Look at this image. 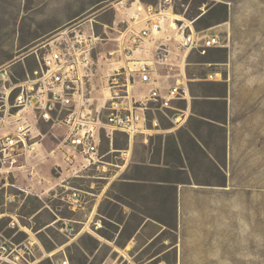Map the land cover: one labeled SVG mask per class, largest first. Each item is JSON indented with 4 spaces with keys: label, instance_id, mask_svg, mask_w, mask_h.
Wrapping results in <instances>:
<instances>
[{
    "label": "rangeland",
    "instance_id": "374dc122",
    "mask_svg": "<svg viewBox=\"0 0 264 264\" xmlns=\"http://www.w3.org/2000/svg\"><path fill=\"white\" fill-rule=\"evenodd\" d=\"M80 1L87 3L95 0H0V67L16 61L13 69L17 73H23L25 65L32 69L36 64L34 55H25L49 34L31 44L27 43L55 25L60 20L62 12L73 9L75 7L73 4H81ZM134 2L136 0H126L115 8L99 5L93 15H84L63 26L78 25V28L89 29L93 25L96 34L100 36L92 52L87 89L91 96L100 98L101 102L108 94L109 76L115 68L122 65L119 61L123 59L117 51L113 58L108 52L119 48L117 38L121 35V30L134 24L133 15L138 13ZM219 2H226L227 9L218 7ZM212 6H214L212 15L206 16L195 27L198 30L210 28L205 32L218 33L224 45L209 48L206 52L194 49L189 52L184 62L183 55L186 50L184 47L181 48V27L190 20H196L198 15ZM163 10L172 11L178 17L167 19V30L146 40L144 44L146 46L142 45L140 49L147 47L148 52L139 50L135 54L136 59L148 58L150 55H165L168 62H174V67L171 69L170 63L158 65L157 79L160 84L173 85L184 70L193 97L192 103L199 105L230 103L234 125L239 113L243 111L255 113L251 115L252 125L260 130L261 146H264V0H171L163 5ZM87 17H91L92 23L85 22ZM173 22L176 28L171 26ZM210 23L213 25L206 27ZM140 26L142 23H138V28ZM168 35L172 37L171 40H168ZM169 74L171 76H168ZM136 89L145 88L139 85ZM214 94L226 96L214 101L210 97ZM186 102L187 100H173V104L177 106H183ZM165 112L172 116L171 110L162 109L158 102H151L148 126H156L154 119H159L162 125L163 122H168ZM205 113L222 115V112L217 110H208ZM253 118L256 120L253 121ZM113 149L114 151L109 152L111 146L105 142L101 162L81 170L78 176L68 178L67 170L61 168L57 170L54 167L56 162L61 161L60 156L50 158L41 165L40 175L46 180L41 185L22 176L12 175V182L25 187L33 184L35 188L26 195L25 192L11 187L9 191L16 196L15 200L9 201L7 205L4 204V194L0 193V221L3 225L0 232L8 236L11 214L18 218L22 226V229H19L18 225L15 227L18 231L12 235L13 239L22 236L21 232L29 234L28 230L35 232L39 229L36 235L40 242L35 247L36 260H39V264H52L47 255L52 252L54 258L63 257L66 253L71 264H140V260L149 259L156 252L172 244L178 236L181 238L180 264H264L262 148L260 174L252 175V181L260 179V189L247 191L221 188L197 192L195 199L189 201L194 205L182 209L180 223L171 221L165 223L166 225L148 223L125 247L100 234L101 232L107 236L113 235L116 225L112 220L126 219V232L119 241L123 243L126 236L139 225L140 209L147 208L155 216L164 219L173 218L174 212L171 208L167 209L162 200H155L152 204L145 202L147 207L143 208L140 207L143 204L132 203L130 198L124 196L122 186H116L113 182L119 165L126 167L130 162L128 156L121 153V150L126 153L130 149L128 136L123 133L117 134ZM235 177L237 179L239 176ZM63 178H67L65 183H61ZM49 180L51 183H48ZM55 183L58 184L56 190L53 189L50 193H57V197L44 191L46 187ZM61 184L71 186L69 191L75 190L80 194L81 207L71 209L68 206L62 199L67 192ZM35 192H38L40 197L34 194ZM36 205L41 207L40 211L35 214L36 216L31 215L30 212ZM58 218L71 219L76 228L75 234L71 236L63 234L59 230L63 221ZM122 226L123 223L120 228ZM160 228L163 230L161 235L133 256L132 254L148 242L147 237L154 235ZM40 239L48 248L53 249L48 250ZM96 239L100 242L99 247L93 250ZM164 256L167 264L175 257L173 251ZM0 264L10 263L0 260ZM147 264L157 262L151 261Z\"/></svg>",
    "mask_w": 264,
    "mask_h": 264
},
{
    "label": "built area",
    "instance_id": "2783aa9c",
    "mask_svg": "<svg viewBox=\"0 0 264 264\" xmlns=\"http://www.w3.org/2000/svg\"><path fill=\"white\" fill-rule=\"evenodd\" d=\"M170 1L160 0L158 4L141 2L144 11L134 14V24L121 30L117 38L119 48L109 51L108 55L113 58L117 51L126 63L115 68L109 76L108 94L103 102L91 96L87 89L92 52L100 39L93 25L89 29L72 25L51 32L25 55H34L36 64L32 69L25 65L23 73H17L13 69L16 61L0 67V193L5 196V205L15 200L16 194L9 191L11 187L26 195L35 188L33 184L25 187L12 182V175L41 185L46 181L40 175L41 165L60 156L61 161L54 167L67 170L68 178L78 176L81 170L101 162L105 142L109 141V152H112L117 134H127L131 141L148 129L151 102H158L168 111L180 110L173 100H189L190 87L184 70L183 77L173 85L162 86L157 79L158 65L170 63L173 69L174 62H168L165 55H150L144 59L135 57L136 52L142 51L140 47L146 40L162 32L164 17L160 15L164 11L163 5ZM138 23H142L140 28ZM181 29V48L186 50L184 62L194 49L206 52L208 48L224 45L218 33L205 32L210 28L196 29L195 20L188 21ZM167 38L171 40L172 37L168 35ZM139 85L145 89L137 90ZM165 114L169 116L168 112ZM154 124L159 125L157 119ZM64 181L67 178L61 183ZM57 185L52 184L44 191L57 197V193H50ZM61 185L66 188L67 193L62 199L68 206L71 209L81 207L80 194L69 191L72 187L67 184ZM34 194L40 197L38 192ZM11 217L9 227L18 225L22 229L18 218L12 214ZM58 219L63 221L59 228L63 234H75L71 219ZM28 233L25 240L16 242L0 232V260L10 264H39L35 254L39 237L37 232L28 230ZM47 255L52 264H71L66 253L60 258H54V253ZM159 264L167 263L161 261Z\"/></svg>",
    "mask_w": 264,
    "mask_h": 264
},
{
    "label": "crops",
    "instance_id": "0c3cea01",
    "mask_svg": "<svg viewBox=\"0 0 264 264\" xmlns=\"http://www.w3.org/2000/svg\"><path fill=\"white\" fill-rule=\"evenodd\" d=\"M124 1L126 0H95L73 4L75 7L62 12L55 25L27 44L84 15H93L99 5L115 8ZM141 1L145 4H157L159 0ZM91 21V17L85 19V22L92 23ZM192 99L191 94L186 104L176 105L180 110L169 109L173 113L172 116H167L168 122H163L162 125L157 119L159 125L148 126L144 132L137 134L130 141V149L126 153L121 150L122 155L128 156L130 162L126 167L119 165L114 181L116 186H122L124 196L130 198L132 203L143 204L140 206L143 208L147 207L145 202L152 204L155 200H162L163 205L174 212V218L164 219L157 218L147 208L140 209L138 221L142 224L170 221L180 223L182 209L194 205L189 201L195 199L197 192L221 188L247 191L261 188L260 179L252 181V175L260 174L261 171V148L264 152L260 130L252 125L251 115L255 113H239L234 125L230 103L199 105L193 104ZM208 110L220 111L222 115L205 113ZM262 168L264 169V162ZM237 175L239 177L236 179ZM156 191L159 194L156 195ZM140 229L138 232L141 233ZM136 235L137 233L132 241ZM152 237L153 235L148 236V242L132 255L141 252ZM180 241L178 236L162 251H173L176 259L172 262H176L172 264H180ZM153 259L140 260V264H147Z\"/></svg>",
    "mask_w": 264,
    "mask_h": 264
},
{
    "label": "trees",
    "instance_id": "16d2710c",
    "mask_svg": "<svg viewBox=\"0 0 264 264\" xmlns=\"http://www.w3.org/2000/svg\"><path fill=\"white\" fill-rule=\"evenodd\" d=\"M228 4L226 3V2H219L218 4H217V6L218 7H223V8H225V9H227V6ZM213 7L214 6H212V7H210L206 12H202L203 14L202 15H198V17L196 18V20H195V25L197 26V24L200 22V21H202L206 16H211L212 15V13H213ZM227 15V12H226V14H225V16ZM220 22H222V21H220ZM213 24H208L206 27H210V26H212ZM213 48V47H212ZM209 49V48H208ZM209 62H213V61H209ZM226 96V94L225 95H221V94H214V95H210V97H211V99L212 100H214V101H219V100H221V99H223V97H225ZM224 104H226V102H224ZM127 135V134H126ZM128 136V135H127ZM129 138V137H128ZM107 144H110L109 143V141L107 142ZM116 148H121V147H116ZM113 183H115V181L113 182ZM155 193H158L157 191L155 192ZM117 200V199H116ZM40 206H38V205H36L32 210H31V212H30V214L31 215H37L38 213H39V211H40ZM35 215V216H36ZM157 218H160V217H158V216H156ZM110 218H112L111 216H110ZM174 218V217H173ZM104 219H106V217L104 216ZM103 220V219H102ZM58 221H60V220H58ZM112 222H114L115 223V225H116V229L114 230V232H113V235L112 236H107L106 234H103V233H101L100 232V234L102 235V236H104V237H106L107 239H109V240H112V241H115L116 242V244H118L119 246H121V247H125L126 246V244L132 239V237L137 233V235H138V233H140V232H138V230L140 229V227H141V231L148 225V223H144V224H142V223H139V225L128 235V236H126V239L124 240V242L123 243H120L119 241H120V238H122L123 236H124V234H125V232H126V226H127V223H126V221H124V220H117V221H115V220H112ZM175 223H177V221H174ZM61 223V222H60ZM123 223V226L120 228V226H121V224ZM167 223H169V222H167ZM6 224V223H5ZM155 224H157V223H155ZM165 224V223H164ZM166 225V224H165ZM3 227V225H2V222L0 221V228H2ZM16 228H10V230H9V234H8V236L9 237H12V235L15 233V230ZM38 230L39 229H37V230H35V232H37V233H39L38 232ZM163 232V230H161V228L159 229V230H157L155 233H154V235H153V237H152V240L149 242V244L148 245H150L151 243H153L160 235H161V233ZM21 234H22V236H20L19 238H17V239H14V241H16V242H20V241H22V240H25L27 237H28V234H26V233H24V232H21ZM41 240V239H40ZM42 242H43V244H44V246L45 247H47L48 248V246L44 243V241L43 240H41ZM99 240L98 239H96V245L94 246V248H92L93 250L94 249H97L98 247H99ZM53 249V247H49L48 248V250H52ZM162 251L163 250H161V251H159V252H156L155 254H153L152 256H150V258H154L153 260H151V261H156L157 262V264H159L161 261H164V260H167L166 258H165V254L166 253H162ZM176 259V256L174 257V260ZM150 261V262H151ZM149 262V263H150ZM174 262H176V261H174ZM174 262H172V261H169V263L170 264H172V263H174Z\"/></svg>",
    "mask_w": 264,
    "mask_h": 264
},
{
    "label": "bare ground",
    "instance_id": "6f19581e",
    "mask_svg": "<svg viewBox=\"0 0 264 264\" xmlns=\"http://www.w3.org/2000/svg\"><path fill=\"white\" fill-rule=\"evenodd\" d=\"M136 3V5H137V12H143L144 11V6H143V4L141 3V2H139V1H137V2H135ZM161 17H164V21H163V30L162 31H165V30H167L166 28V25H167V19H174V18H176V17H178V15L177 14H175V13H173L172 11H163L162 13H161V15H160ZM171 26H174V28H176L177 26H175V23L173 22V23H171ZM144 46H146V45H144ZM142 51H146V52H148V48L146 47L145 49H143ZM119 62H122V64H124V63H126L125 62V60L124 59H121ZM54 252H52V254H53Z\"/></svg>",
    "mask_w": 264,
    "mask_h": 264
},
{
    "label": "water",
    "instance_id": "95a60500",
    "mask_svg": "<svg viewBox=\"0 0 264 264\" xmlns=\"http://www.w3.org/2000/svg\"><path fill=\"white\" fill-rule=\"evenodd\" d=\"M203 13H201V15H202Z\"/></svg>",
    "mask_w": 264,
    "mask_h": 264
}]
</instances>
